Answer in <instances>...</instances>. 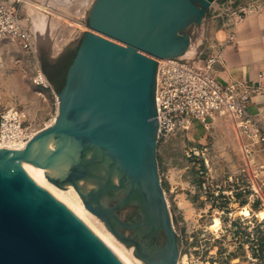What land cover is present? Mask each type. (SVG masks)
Segmentation results:
<instances>
[{"label":"water","instance_id":"water-1","mask_svg":"<svg viewBox=\"0 0 264 264\" xmlns=\"http://www.w3.org/2000/svg\"><path fill=\"white\" fill-rule=\"evenodd\" d=\"M215 2H92L89 30L72 48L76 54L57 93L54 124L23 149L0 148V264H126L32 177L29 165L60 187L71 184L126 244L132 241L119 234L117 211L147 194L169 237L160 264L177 263L179 240L157 159L158 64L187 56L194 42L189 30ZM88 179L96 187L86 191Z\"/></svg>","mask_w":264,"mask_h":264},{"label":"rangeland","instance_id":"rangeland-1","mask_svg":"<svg viewBox=\"0 0 264 264\" xmlns=\"http://www.w3.org/2000/svg\"><path fill=\"white\" fill-rule=\"evenodd\" d=\"M24 1L18 4L24 12L41 11L26 3L30 0ZM44 1L32 0L46 7L66 31L62 46L44 45L31 57L16 45L0 41V117L11 109L26 111L24 127H36L32 133L51 125L58 108L53 86L32 82L35 71L42 69V59L53 62L78 43L79 36L89 30L87 11L92 4L62 0L55 2L57 9H49ZM253 1L216 0L204 22L189 30L194 44L188 57L197 52L205 55L218 42L212 41V33L234 27V18H243ZM157 159L179 240L176 264H264V142L250 145L220 121L209 130L197 125L158 142ZM84 187L89 191L96 183L88 179Z\"/></svg>","mask_w":264,"mask_h":264},{"label":"built area","instance_id":"built-area-1","mask_svg":"<svg viewBox=\"0 0 264 264\" xmlns=\"http://www.w3.org/2000/svg\"><path fill=\"white\" fill-rule=\"evenodd\" d=\"M18 2L20 0H0V41H8L26 55L35 57L31 20L24 15ZM263 5L264 1L250 6L249 10ZM229 40L235 41V33ZM222 48L223 45L217 42L208 47L205 55L197 52L193 57L159 61L156 89L158 142H166L197 125L209 130L220 121L227 122L250 145L264 142V124L248 110L252 85L244 81L223 84L216 77V67L223 62ZM32 82L36 86H50L41 68L36 69ZM27 115L26 111L11 109L1 116L0 142L29 140L36 127H24Z\"/></svg>","mask_w":264,"mask_h":264},{"label":"crops","instance_id":"crops-1","mask_svg":"<svg viewBox=\"0 0 264 264\" xmlns=\"http://www.w3.org/2000/svg\"><path fill=\"white\" fill-rule=\"evenodd\" d=\"M81 1L91 3L94 0ZM259 1L255 0L251 5H258ZM55 2L61 3L62 0L44 1L49 9L57 7ZM26 3L41 10L35 15H30L22 9L24 15L31 20L36 51L38 52L44 45L54 46L53 48L62 46V42L66 41L64 38L66 31L62 32L60 22L51 12H46L47 8L43 5H35L32 0ZM214 4L212 8L215 7ZM233 24L232 28H221L212 33V41H218L223 45V62L216 67V77L223 84L243 81L250 83L253 90L248 102V110L264 124V5L259 9L249 10L243 18L236 16ZM232 33H235V41L229 40ZM192 35L194 37L193 33ZM18 91L21 92V89Z\"/></svg>","mask_w":264,"mask_h":264},{"label":"flooded vegetation","instance_id":"flooded-vegetation-1","mask_svg":"<svg viewBox=\"0 0 264 264\" xmlns=\"http://www.w3.org/2000/svg\"><path fill=\"white\" fill-rule=\"evenodd\" d=\"M64 1L70 2L72 0ZM74 51L75 49L68 50L53 62L42 59V64L48 65L49 72L54 77L56 76V66L62 56ZM126 196L128 197V195ZM148 199L149 196L146 194L144 201L128 202L119 209L117 211V229L121 236L132 241L129 244L122 243L133 249V254L144 264H160L161 256L165 251L169 237L163 222L157 220L155 210L150 209L151 202ZM131 226H135V228H131Z\"/></svg>","mask_w":264,"mask_h":264},{"label":"bare ground","instance_id":"bare-ground-1","mask_svg":"<svg viewBox=\"0 0 264 264\" xmlns=\"http://www.w3.org/2000/svg\"><path fill=\"white\" fill-rule=\"evenodd\" d=\"M188 55H190V51L188 52L187 56ZM42 79L45 81L46 84H48L45 77H42ZM57 107H58V99H57ZM57 115H58V108H57V113L53 118L52 124H54ZM51 125H48L47 127ZM38 132L35 133L31 132L30 138L27 141L0 142V148L10 147L11 149L14 150L23 149L30 141L33 140V138L37 135ZM27 169L28 172L39 184H41L51 194L56 196L66 207H68L77 216L83 219L107 244V246L117 256H119L126 264H143V262H141L133 255L131 249H127L123 244H121L115 238V236L104 226V224L98 220L99 218L86 208L80 194L71 184L66 185V187H60L59 185L47 179V177L45 176L44 169L36 168L31 165H29ZM83 184L84 181H80V185Z\"/></svg>","mask_w":264,"mask_h":264},{"label":"trees","instance_id":"trees-1","mask_svg":"<svg viewBox=\"0 0 264 264\" xmlns=\"http://www.w3.org/2000/svg\"><path fill=\"white\" fill-rule=\"evenodd\" d=\"M75 54L76 51L62 56L61 60L58 62V65L56 66V76L54 77L50 74L48 65L42 64V69L49 83L53 86L57 93L61 91L65 84L67 71L74 60Z\"/></svg>","mask_w":264,"mask_h":264}]
</instances>
